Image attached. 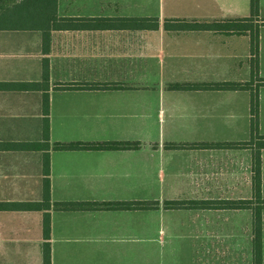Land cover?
Segmentation results:
<instances>
[{"label": "crops", "instance_id": "crops-1", "mask_svg": "<svg viewBox=\"0 0 264 264\" xmlns=\"http://www.w3.org/2000/svg\"><path fill=\"white\" fill-rule=\"evenodd\" d=\"M251 13V0H57L47 42L0 14V264H256L264 0ZM229 21L258 31L257 75L251 30L208 27ZM223 82L248 87H215ZM47 176L50 207H17L43 202ZM240 200L250 207L217 205ZM111 202L156 204L102 206ZM261 218L264 264V207Z\"/></svg>", "mask_w": 264, "mask_h": 264}, {"label": "trees", "instance_id": "trees-1", "mask_svg": "<svg viewBox=\"0 0 264 264\" xmlns=\"http://www.w3.org/2000/svg\"><path fill=\"white\" fill-rule=\"evenodd\" d=\"M12 1L13 4H9ZM3 5H1V13L3 16H8L7 19L10 22H4L2 25L7 26H14V27H27V28H35L40 29L43 31L44 41L47 42L50 36V21L56 19L57 15V0H22L20 3L17 4V0H2ZM251 17H256L259 15V0H251ZM129 21H134L135 24L141 25L142 20L137 19H128ZM17 22V23H14ZM208 27H214L225 31H237L243 32L251 30L252 33V43H253V53L255 58L253 59V74H258V44H259V33L254 29H250L248 24L244 23H237V22H224V23H214L209 24ZM49 78L48 73V65L45 63L44 67V80ZM13 86V85H10ZM17 88L20 89H29V88H36L38 87V83L34 82H22L16 84ZM14 87V86H13ZM174 87H189L187 85H174ZM209 87H213L210 85ZM215 87L227 88V89H237V88H245L248 87V84L236 83V82H223L222 84L216 85ZM253 112L255 114V118L253 119V129L257 128V103H258V95L256 93L253 94ZM44 107H45V114L48 115L49 112V98L48 95L44 97ZM48 117L45 118V126H44V144H49L50 133H49V123ZM78 144L82 143H73V145L67 144H57L59 148H66L69 146H77ZM105 145L111 144H129L133 145L135 143H122V142H104ZM246 144V143H245ZM230 145H232L230 143ZM27 148H37L41 146L39 142H28L23 145ZM264 147V141L261 142V146L257 148L254 155V181L253 186L255 190V195L260 197V190H261V179H260V149ZM45 172L48 174L49 172V158L48 156L45 158L44 162ZM45 184V192H44V200L43 202H25L17 204L19 208H43V207H50V179L47 176L44 180ZM262 206H256V210L254 212V237H253V248H254V255L256 264H261L262 258V218H261V208L264 207V200L261 201ZM154 202H111V203H104L102 206L109 207V208H119V207H150L155 205ZM208 205H213L211 203H207ZM56 205L60 208L65 209H73V208H88L91 206H96L97 204H93L90 202H58ZM190 202L186 201H168L166 202L167 207H183V206H190ZM217 205L231 207V208H249L251 205L250 200H240V201H223L218 203ZM49 213L46 214L45 224L46 227H49Z\"/></svg>", "mask_w": 264, "mask_h": 264}, {"label": "rangeland", "instance_id": "rangeland-1", "mask_svg": "<svg viewBox=\"0 0 264 264\" xmlns=\"http://www.w3.org/2000/svg\"><path fill=\"white\" fill-rule=\"evenodd\" d=\"M14 23H17V22H14Z\"/></svg>", "mask_w": 264, "mask_h": 264}]
</instances>
